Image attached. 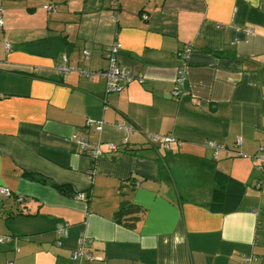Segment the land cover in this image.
<instances>
[{
	"label": "crops",
	"instance_id": "0c3cea01",
	"mask_svg": "<svg viewBox=\"0 0 264 264\" xmlns=\"http://www.w3.org/2000/svg\"><path fill=\"white\" fill-rule=\"evenodd\" d=\"M112 15L113 0H0V187L13 194L0 195V235L13 238L0 264H80L83 234L102 261L82 264H264V175L252 159L264 146V0H119ZM115 43L134 78L120 93L57 71L64 58L104 71ZM148 133L175 142L166 151ZM218 173L242 197L222 193ZM127 204L142 211L119 222Z\"/></svg>",
	"mask_w": 264,
	"mask_h": 264
},
{
	"label": "built area",
	"instance_id": "2783aa9c",
	"mask_svg": "<svg viewBox=\"0 0 264 264\" xmlns=\"http://www.w3.org/2000/svg\"><path fill=\"white\" fill-rule=\"evenodd\" d=\"M44 9L47 11H53L55 8L51 5L44 6ZM119 11V0H113V15L112 20L116 19V16L118 15ZM3 26L2 19L0 17V28ZM7 50H9L10 46L9 44H6ZM121 48V45L118 43H115L110 46L104 47V54L109 60V66L104 71H93L89 68H75L72 65L69 64L68 59L64 58L63 62L57 66V71L61 75H65L71 72H77L81 77H85L89 80H94L97 76H101L102 78L106 79L107 81V92L108 93H120L124 87H126L132 80L134 79L133 76L130 74V72L125 68L117 65L116 62V56L119 53ZM191 51L190 46L188 45L186 50L181 54L183 57L186 56L187 53ZM83 55L88 58L90 56L88 50L83 51ZM140 81L143 82V79L139 77ZM186 81V73L185 68L181 67L178 70L174 87L172 90V96L176 99L181 98L182 96V88L184 86V83ZM101 124V123H100ZM120 129H125L128 132H132L135 127L130 122H124L120 125H118ZM147 141L152 146H160L164 150L168 151L170 150L171 144L175 142V139L172 135H156V134H146ZM83 139V138H81ZM81 144L83 145V148L85 150H89L91 153L92 158H98L102 156V151L99 147L90 146L86 143L81 141ZM128 144L127 140H124L123 146H126ZM237 144H241V140H237ZM210 147L214 148L216 151L219 149V146H217L214 143H209ZM253 161L256 163L258 170L263 172L264 175V146H262L258 153L252 158ZM0 195L5 198L12 197V193L10 190L0 187ZM81 199H83V194L79 196ZM18 202L23 201L21 197L17 198ZM67 228L68 226L66 224H59L56 227L55 233L57 236V242L56 244L58 246H61V241L67 236ZM11 236H2L0 235V245L10 243L12 241ZM88 248V239L85 234L81 235L79 240V246L76 251H74L71 255L72 260L78 261L80 264H82L83 260H87L89 263L96 262V261H102L101 258H96L94 255H92L90 252L86 251ZM252 261V259H249L246 264H249ZM12 264V263H8Z\"/></svg>",
	"mask_w": 264,
	"mask_h": 264
},
{
	"label": "trees",
	"instance_id": "16d2710c",
	"mask_svg": "<svg viewBox=\"0 0 264 264\" xmlns=\"http://www.w3.org/2000/svg\"><path fill=\"white\" fill-rule=\"evenodd\" d=\"M25 177L26 178H28V179H30V180H35V181H39V182H45V180L43 179V178H40V177H38V176H35L34 174H30V173H28V174H25ZM216 182L218 183V186L220 187V189H221V191H222V193H223V190H226V189H228V186H237V187H235L236 188V190H238V192L239 193H237L238 195H237V197L235 196V198H239V197H242V195H243V190L245 189L244 188V186L242 185V184H240V183H238V182H235V181H233L232 179H230V178H227V177H225L224 175H222V174H217L216 175ZM237 188H239V189H237ZM60 191H63V192H65V187H59L58 188ZM13 195V194H12ZM228 195V194H227ZM226 196V195H225ZM228 197V196H227ZM227 197H226V199H227ZM224 205L225 204H223V202L222 203H218L217 201L216 202H214L213 204H212V209L213 210H215V211H221L222 209H223V207H224ZM139 211H142V209H140V208H138V207H135L134 205H132V204H127L126 206H124L121 210H120V212H118L117 213V219H118V221L119 222H125L126 223V219H124L125 217L124 216H126V215H129V214H131V212H134V213H138ZM22 212H20V214H21Z\"/></svg>",
	"mask_w": 264,
	"mask_h": 264
}]
</instances>
